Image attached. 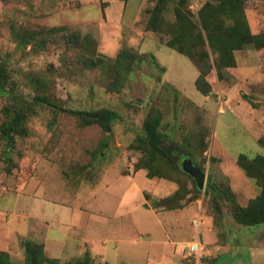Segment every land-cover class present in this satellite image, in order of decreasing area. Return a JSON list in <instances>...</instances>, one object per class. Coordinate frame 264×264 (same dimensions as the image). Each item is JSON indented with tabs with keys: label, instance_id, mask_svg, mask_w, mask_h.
I'll list each match as a JSON object with an SVG mask.
<instances>
[{
	"label": "rangeland",
	"instance_id": "rangeland-1",
	"mask_svg": "<svg viewBox=\"0 0 264 264\" xmlns=\"http://www.w3.org/2000/svg\"><path fill=\"white\" fill-rule=\"evenodd\" d=\"M245 14L247 26L232 32L230 9L220 0H0V62L9 72L0 93V230L22 231L30 228L31 217L42 215L78 225L82 206L87 217L111 218L113 230L118 227L117 233H103L112 250L109 263L97 259L99 264H150L152 240L140 228L137 233L121 228L135 221V227L145 230L143 220H148L147 230L160 236L157 217L151 210H135L120 220L125 221L121 226L113 215L127 182L116 177L135 172L144 153L137 140L144 134L146 117L155 112L164 116L160 130L174 144L186 146L185 137L192 136L193 159L207 175L205 188L209 180L223 183L234 192L235 203L248 205L260 188L237 165V158L264 155L259 144L264 135V47L257 44L264 33V0H246ZM204 23L226 45L234 36L250 33L232 48L234 67H225L224 60L218 67L219 54L207 42ZM124 52L132 55V69L117 65ZM202 72L207 95L196 85ZM38 94L72 110L118 112L121 118L105 156L97 153L105 139L99 126L83 127L70 114L31 107ZM7 107L31 110L25 132L14 138L1 135ZM182 158L175 154L173 161L181 167ZM159 166L184 198V209L159 216L169 224V216L179 218L187 236L195 230L193 217L202 214L204 264H247V247L264 234V224L236 223L231 202H220L218 212L192 177ZM103 177L108 187H101ZM148 195L153 208L156 199ZM207 229L215 241H205ZM100 235L87 232L91 243ZM135 235L148 242L132 245L128 240ZM7 254L13 264H24L23 249ZM163 264L192 261L181 251L178 260Z\"/></svg>",
	"mask_w": 264,
	"mask_h": 264
},
{
	"label": "trees",
	"instance_id": "trees-1",
	"mask_svg": "<svg viewBox=\"0 0 264 264\" xmlns=\"http://www.w3.org/2000/svg\"><path fill=\"white\" fill-rule=\"evenodd\" d=\"M223 6H228L230 9V15L233 19L234 26L232 27V32L241 31L243 29L237 28L242 26H247V17L245 14L246 0H220ZM182 2L180 1V6L182 7ZM204 28L206 29L208 36L207 42L209 46L219 54V63L218 67H234L236 61L232 56L234 47L241 45L245 40L251 36L250 33H242L238 37L231 38L228 45L222 42L223 38L217 37L214 34L209 32L208 26L204 23ZM249 36V37H248ZM255 38V36H254ZM44 38L41 39L42 43ZM39 43V42H38ZM257 44L259 47H264V33L258 36ZM80 45V43H79ZM180 50V49H179ZM192 49L188 50L187 54H191ZM181 51V50H180ZM182 52V51H181ZM184 53V51H183ZM186 53V52H185ZM193 57V54L191 55ZM132 55L130 53H122L120 57L116 60L119 68H122L124 65H129V68L132 69L134 61H130ZM222 60L226 61V64H223ZM207 61V60H205ZM222 62V64H221ZM98 62L94 61V65ZM207 65H210L207 61ZM206 73L202 72L196 85L198 90L203 92L202 84L206 83L204 76ZM9 80V72L7 70L6 64L0 62V93L5 90L6 84ZM121 81L117 80L115 86L118 87ZM204 95L208 93L203 92ZM32 106H40L51 108L54 111L67 113L80 122V125L83 127L86 126H99L105 134V139L102 144V148L98 150V154L101 157L105 156V150L110 147L111 133L113 131L114 124L117 123L121 116L115 110L109 108H101L94 110H72L63 107L59 104L56 98L48 95H36L32 98ZM4 115L8 120H5L1 126V135L6 138H14L15 135H20L25 132L24 123L31 115L30 111L25 109H15L12 107H7L4 109ZM162 114L160 112L150 113L143 124L144 134L138 138L137 145L140 146L143 150V157L138 161L135 166V171L140 169H145L148 171V176L150 178L158 179H167L168 177L161 172L159 165L163 164L166 167L175 170V172H182L186 175V172L183 171L182 166L179 167L173 161V156L175 154L181 155L183 158H190L193 160L194 164L197 166L193 159L192 155V145H191V135L185 137L184 142L186 146L174 144V141H171V136L168 133H164L160 130L162 127L163 121ZM259 144L264 148V135L259 139ZM182 165V164H181ZM237 165L245 172L247 177L254 180V182L259 186L260 193L255 198L251 199L248 205L243 206L238 202L233 201L234 192L229 187H225L223 183L215 182L209 180L206 188L204 189L205 194L210 198L217 211H221L220 202L226 201L232 203V215L236 223L250 227L258 226L264 224V155H257L255 157H249L246 154H241L237 158ZM199 167V166H198ZM202 170L203 167L200 166ZM190 176V175H189ZM191 177V176H190ZM170 180V179H169ZM172 181V179H171ZM193 182L197 186L196 181L193 178ZM199 190V189H198ZM201 191V190H200ZM232 196V198H231ZM145 198L149 201V195L146 193ZM184 200L182 196V190L180 187L169 197L155 200L153 202V209H163V210H176L184 208ZM145 208H150L148 204L144 205ZM19 245L24 252V264H99L97 258L92 255V253L87 250L85 254L81 257L72 258L67 261H61L57 258L49 257L45 252L44 244L36 242L30 239H19ZM0 264H13L9 255L5 252H0ZM108 264V263H107Z\"/></svg>",
	"mask_w": 264,
	"mask_h": 264
},
{
	"label": "crops",
	"instance_id": "crops-1",
	"mask_svg": "<svg viewBox=\"0 0 264 264\" xmlns=\"http://www.w3.org/2000/svg\"><path fill=\"white\" fill-rule=\"evenodd\" d=\"M125 178L127 180L125 193L123 196L119 198V201L116 205V210L114 219L117 225L122 224L123 226L125 221H120L124 216L130 215L135 210L147 209L151 210V213L157 217V230L160 232V236L162 239L160 240V236L157 234H153L151 230H147L148 220H143V225L145 230L141 225L139 227H135L134 219L131 222V225H126L121 228V230H131L133 233H137V228H140L139 233L146 236L147 240H152V254L154 255L150 258V264H163L167 259H175L181 255V251H184L187 255V246L194 239L197 234L196 230L191 235L185 236L182 232V226L179 218L168 217L171 223H167L163 220V214L169 215V213L181 210H163V209H153L145 208L144 205L148 204L147 199L145 198V194H152V196L156 199H162L171 196L178 189L177 185L172 181L166 179H158V178H150L148 176V171L145 169H140L135 171L133 174L120 175L118 178ZM104 178V177H103ZM101 179L100 184L101 187H108L109 184L106 183L105 178ZM116 181V180H115ZM115 181H112L113 183ZM254 181V180H253ZM246 184V180H244ZM255 183V182H254ZM247 185V184H246ZM100 189V187H99ZM250 190V188L248 187ZM238 194V193H237ZM97 196V194H96ZM93 197V196H92ZM64 200H59V203L64 204ZM62 201V202H61ZM53 203H57L56 201H52ZM65 206L67 204H64ZM70 206V205H68ZM69 208V207H68ZM81 212H78L76 215L78 216V225L68 223L66 221L58 220V218L49 219L47 216L42 215V217H31L32 223L30 228H25L22 231L18 232H10L9 228L6 227L5 230H0V250L9 253L10 255L14 254L16 251H20L21 247L19 245V239H30L36 242H40L45 246V252L49 257L60 259L61 261H67L72 258L81 257L85 254L87 250H89L94 257L97 259L103 260L104 262L109 263V254L112 248L108 247L109 239L103 238V235L107 232L106 230L117 233L118 227L113 230L112 220L111 218H106L101 215H92L87 217L86 214L82 212L83 207H79ZM184 209V208H182ZM162 210V212L160 211ZM3 212H0V215ZM7 213V212H6ZM80 213V214H79ZM198 213L192 219V226L194 219L199 215ZM202 215V214H201ZM203 216V215H202ZM204 219V217H203ZM95 223H100L104 227V229H100L97 227ZM141 223V221H140ZM204 224V222H203ZM112 225V226H111ZM171 226L172 228H169ZM93 227H96L93 230ZM98 228V229H97ZM194 229V227H193ZM97 231V232H96ZM87 232L90 234L100 235V238L97 241H93L91 243V239L88 238ZM102 232V233H101ZM104 233V234H103ZM264 233V232H263ZM157 235V238H156ZM204 233L200 234V240L202 242V237ZM165 236L166 239H163ZM172 236V237H171ZM193 237L191 241L187 239ZM205 241L213 242L215 241V234L207 229L205 231ZM174 240H173V239ZM258 239L255 238L254 245H251L247 249L250 254H247V264H264V234L258 235ZM148 241H143L142 238L138 235H135V238L128 240L132 245L136 243H145ZM115 242H118L115 240ZM203 244V242H202ZM204 245V244H203ZM247 245H250V242H247ZM116 249V245H115ZM253 250V251H251ZM253 254V255H252ZM12 258V257H11Z\"/></svg>",
	"mask_w": 264,
	"mask_h": 264
},
{
	"label": "built area",
	"instance_id": "built-area-1",
	"mask_svg": "<svg viewBox=\"0 0 264 264\" xmlns=\"http://www.w3.org/2000/svg\"><path fill=\"white\" fill-rule=\"evenodd\" d=\"M203 225V216L199 214L193 221V226L197 232L194 239L187 246L188 258L192 264H204V245L200 240V232Z\"/></svg>",
	"mask_w": 264,
	"mask_h": 264
},
{
	"label": "water",
	"instance_id": "water-1",
	"mask_svg": "<svg viewBox=\"0 0 264 264\" xmlns=\"http://www.w3.org/2000/svg\"><path fill=\"white\" fill-rule=\"evenodd\" d=\"M182 169L184 172L189 174L197 183L199 190L205 189L206 179L207 175L204 170H202L200 167L196 166L192 159L190 158H184L182 160Z\"/></svg>",
	"mask_w": 264,
	"mask_h": 264
}]
</instances>
